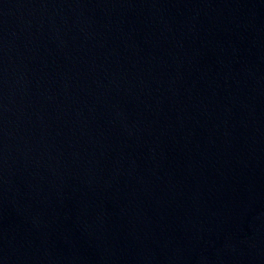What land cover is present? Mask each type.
<instances>
[{
  "label": "water",
  "instance_id": "obj_1",
  "mask_svg": "<svg viewBox=\"0 0 264 264\" xmlns=\"http://www.w3.org/2000/svg\"><path fill=\"white\" fill-rule=\"evenodd\" d=\"M0 264H264V0H0Z\"/></svg>",
  "mask_w": 264,
  "mask_h": 264
}]
</instances>
